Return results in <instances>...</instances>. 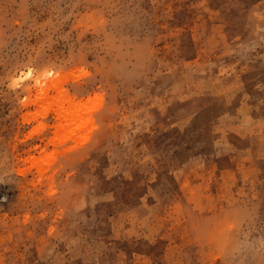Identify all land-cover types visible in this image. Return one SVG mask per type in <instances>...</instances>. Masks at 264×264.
<instances>
[{
    "label": "rangeland",
    "instance_id": "rangeland-1",
    "mask_svg": "<svg viewBox=\"0 0 264 264\" xmlns=\"http://www.w3.org/2000/svg\"><path fill=\"white\" fill-rule=\"evenodd\" d=\"M0 264H264V0H0Z\"/></svg>",
    "mask_w": 264,
    "mask_h": 264
},
{
    "label": "bare ground",
    "instance_id": "bare-ground-1",
    "mask_svg": "<svg viewBox=\"0 0 264 264\" xmlns=\"http://www.w3.org/2000/svg\"><path fill=\"white\" fill-rule=\"evenodd\" d=\"M59 79H60V77L59 78L54 77V78H51V81L57 83L59 81Z\"/></svg>",
    "mask_w": 264,
    "mask_h": 264
}]
</instances>
